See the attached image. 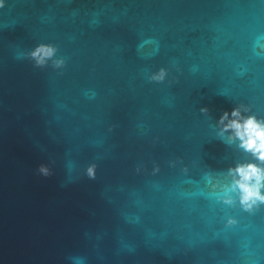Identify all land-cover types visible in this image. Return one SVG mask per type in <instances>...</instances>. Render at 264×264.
Returning <instances> with one entry per match:
<instances>
[{"label": "water", "instance_id": "water-1", "mask_svg": "<svg viewBox=\"0 0 264 264\" xmlns=\"http://www.w3.org/2000/svg\"><path fill=\"white\" fill-rule=\"evenodd\" d=\"M235 109L264 120V0H0V264H264Z\"/></svg>", "mask_w": 264, "mask_h": 264}, {"label": "clouds", "instance_id": "clouds-1", "mask_svg": "<svg viewBox=\"0 0 264 264\" xmlns=\"http://www.w3.org/2000/svg\"><path fill=\"white\" fill-rule=\"evenodd\" d=\"M55 49L51 46H40L33 56L37 58L38 63H44L47 58H51ZM163 70L154 77L155 79L163 78ZM229 114L225 113L220 123L224 126V131L232 130L228 137L229 142L239 140V147L246 152L251 153L260 164L243 163L238 164L235 168L229 170L232 176V183L226 187L225 203H233L231 193H235L239 198V203L245 210H252L259 204H264V120H258L255 116H242L239 109H235ZM227 121V123H225ZM42 171H45L42 169ZM89 174H93V169H89ZM231 222V221H230Z\"/></svg>", "mask_w": 264, "mask_h": 264}]
</instances>
